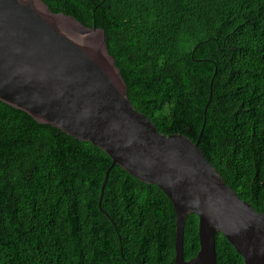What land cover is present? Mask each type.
<instances>
[{"label": "trees", "instance_id": "obj_1", "mask_svg": "<svg viewBox=\"0 0 264 264\" xmlns=\"http://www.w3.org/2000/svg\"><path fill=\"white\" fill-rule=\"evenodd\" d=\"M104 29L136 110L264 213V0H42ZM203 130V133H202ZM90 142L0 101V264H176V214ZM200 250L190 215L184 258ZM218 264H245L218 235Z\"/></svg>", "mask_w": 264, "mask_h": 264}, {"label": "water", "instance_id": "obj_2", "mask_svg": "<svg viewBox=\"0 0 264 264\" xmlns=\"http://www.w3.org/2000/svg\"><path fill=\"white\" fill-rule=\"evenodd\" d=\"M0 101L90 142L142 183L157 186L176 214V264H218L223 235L245 264H264V213L242 200L204 156L200 142L161 134L136 110L104 29L54 13L42 0H0ZM203 133V130H202ZM199 217L200 250L184 258L185 225Z\"/></svg>", "mask_w": 264, "mask_h": 264}]
</instances>
